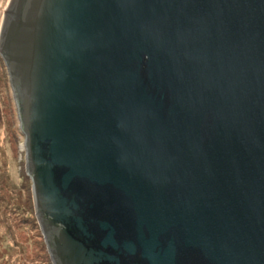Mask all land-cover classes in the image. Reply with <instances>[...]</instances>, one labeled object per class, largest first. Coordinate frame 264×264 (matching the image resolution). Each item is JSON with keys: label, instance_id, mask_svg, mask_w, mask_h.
<instances>
[{"label": "water", "instance_id": "water-1", "mask_svg": "<svg viewBox=\"0 0 264 264\" xmlns=\"http://www.w3.org/2000/svg\"><path fill=\"white\" fill-rule=\"evenodd\" d=\"M0 55L53 264H264V0H12Z\"/></svg>", "mask_w": 264, "mask_h": 264}, {"label": "rangeland", "instance_id": "rangeland-1", "mask_svg": "<svg viewBox=\"0 0 264 264\" xmlns=\"http://www.w3.org/2000/svg\"><path fill=\"white\" fill-rule=\"evenodd\" d=\"M12 0H0V31ZM24 135L0 55V264H53L26 172Z\"/></svg>", "mask_w": 264, "mask_h": 264}]
</instances>
